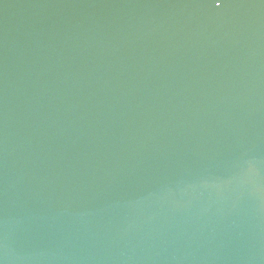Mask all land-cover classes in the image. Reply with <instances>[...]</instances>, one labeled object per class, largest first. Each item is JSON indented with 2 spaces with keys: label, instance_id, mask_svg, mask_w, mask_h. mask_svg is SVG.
<instances>
[{
  "label": "water",
  "instance_id": "1",
  "mask_svg": "<svg viewBox=\"0 0 264 264\" xmlns=\"http://www.w3.org/2000/svg\"><path fill=\"white\" fill-rule=\"evenodd\" d=\"M0 264H264V0H0Z\"/></svg>",
  "mask_w": 264,
  "mask_h": 264
},
{
  "label": "snow or ice",
  "instance_id": "2",
  "mask_svg": "<svg viewBox=\"0 0 264 264\" xmlns=\"http://www.w3.org/2000/svg\"><path fill=\"white\" fill-rule=\"evenodd\" d=\"M213 2H214V0H213Z\"/></svg>",
  "mask_w": 264,
  "mask_h": 264
}]
</instances>
